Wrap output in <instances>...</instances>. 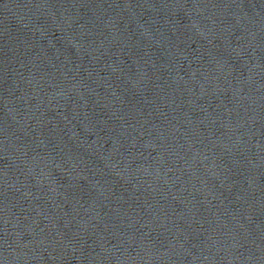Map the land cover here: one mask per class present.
Returning <instances> with one entry per match:
<instances>
[{"label": "water", "instance_id": "water-1", "mask_svg": "<svg viewBox=\"0 0 264 264\" xmlns=\"http://www.w3.org/2000/svg\"><path fill=\"white\" fill-rule=\"evenodd\" d=\"M0 264H264V0H0Z\"/></svg>", "mask_w": 264, "mask_h": 264}]
</instances>
